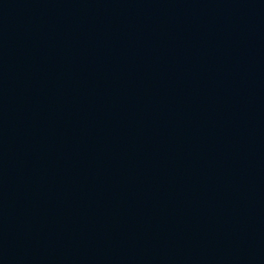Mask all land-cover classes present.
I'll return each mask as SVG.
<instances>
[{
  "label": "water",
  "instance_id": "95a60500",
  "mask_svg": "<svg viewBox=\"0 0 264 264\" xmlns=\"http://www.w3.org/2000/svg\"><path fill=\"white\" fill-rule=\"evenodd\" d=\"M0 264H264V0H0Z\"/></svg>",
  "mask_w": 264,
  "mask_h": 264
}]
</instances>
